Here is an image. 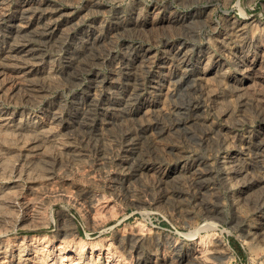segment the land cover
<instances>
[{
  "label": "rangeland",
  "instance_id": "1",
  "mask_svg": "<svg viewBox=\"0 0 264 264\" xmlns=\"http://www.w3.org/2000/svg\"><path fill=\"white\" fill-rule=\"evenodd\" d=\"M263 143L264 0H0V264H264Z\"/></svg>",
  "mask_w": 264,
  "mask_h": 264
},
{
  "label": "bare ground",
  "instance_id": "2",
  "mask_svg": "<svg viewBox=\"0 0 264 264\" xmlns=\"http://www.w3.org/2000/svg\"><path fill=\"white\" fill-rule=\"evenodd\" d=\"M253 69V68H252ZM263 142V141H262ZM260 144V143H259ZM263 145H264V143H263ZM260 146V145H259ZM260 148H261V146H260ZM261 150H263V148L261 149ZM260 151V150H259ZM227 168V167H226ZM148 169V168H147ZM229 169V168H228ZM232 169V168H231ZM232 171V170H231ZM228 173H229V171H228ZM225 174H227V173H225Z\"/></svg>",
  "mask_w": 264,
  "mask_h": 264
}]
</instances>
